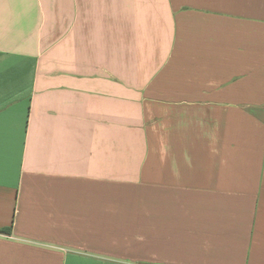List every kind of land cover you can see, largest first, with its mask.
<instances>
[{"label":"crops","instance_id":"0c3cea01","mask_svg":"<svg viewBox=\"0 0 264 264\" xmlns=\"http://www.w3.org/2000/svg\"><path fill=\"white\" fill-rule=\"evenodd\" d=\"M0 264H264V0H0Z\"/></svg>","mask_w":264,"mask_h":264}]
</instances>
